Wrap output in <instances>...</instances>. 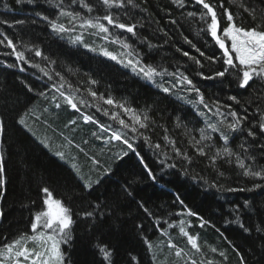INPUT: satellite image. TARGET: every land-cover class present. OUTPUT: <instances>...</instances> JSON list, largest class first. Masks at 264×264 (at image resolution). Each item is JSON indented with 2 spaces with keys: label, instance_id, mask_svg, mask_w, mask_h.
Listing matches in <instances>:
<instances>
[{
  "label": "trees",
  "instance_id": "obj_1",
  "mask_svg": "<svg viewBox=\"0 0 264 264\" xmlns=\"http://www.w3.org/2000/svg\"><path fill=\"white\" fill-rule=\"evenodd\" d=\"M84 2L92 7L91 12L80 0H0V40L5 41L0 44V119L4 123L0 138L5 162V171L0 174L4 181L0 184V248L21 235L35 234L31 224L44 209L47 194L42 189L48 188L54 199L70 208L74 221L70 239L60 244L64 264H191L193 260L196 264H264V178L243 174L249 168L264 173V130L259 127L264 123V79L254 78L249 86L241 88L232 69L222 78H204L227 65L214 38L203 31L206 22L200 16L206 10L196 0H184L183 7L174 0H133L132 4L125 0L123 7L112 8L101 0ZM206 2L215 8L220 27H227L221 0ZM57 5L82 18L111 14L119 22L135 24V35L122 38L132 49L113 42L117 34H122L116 29L110 41L103 38V33L98 32L96 37L89 33L94 43L91 47L75 22L69 24L67 17L60 16ZM223 6L232 12L238 26L264 30V0H223ZM244 6L255 10L254 19ZM189 12L196 15L190 17ZM51 20L75 27V31L59 36L50 27ZM207 22H211L210 17ZM81 34L83 41L73 43ZM7 39L13 41L17 51L24 52L25 60L12 54ZM101 48L119 59L132 52L131 58H139L144 64L183 73L200 89L213 111L207 117L200 116L199 112L207 109L196 103L199 97L195 92L178 84L165 93L157 86L170 87L177 83L176 78L164 75L153 83L119 60L103 55ZM37 49L41 56L35 55ZM185 51L200 59L203 67L184 56ZM36 64L52 79L33 67ZM200 72L203 77L197 74ZM56 73L66 81L61 91L73 96L77 109L52 87L60 82ZM89 89L97 96L92 97ZM232 96L239 103L229 99ZM107 98L147 115L148 127L137 125L136 133L124 129L112 114L118 113L129 123L131 115L115 104H106ZM185 100L192 102V108L184 104ZM217 101L219 114L214 106ZM229 110L247 117L238 131L226 127L234 117L221 116L223 111L229 115ZM84 115L92 120L85 121ZM22 117L38 141L19 124ZM209 124H216L220 132ZM112 127L133 144L135 151L122 141L110 139L109 129L103 131ZM200 129L210 139L201 140ZM249 129L254 136L248 135ZM221 132L228 135L227 141ZM141 133L150 137L151 145L158 143L161 148L152 147ZM193 137L207 155L196 152L190 142ZM40 140L51 151L63 148L69 163L50 156ZM224 147L233 155H221L213 164L210 157ZM174 148L191 157V162ZM238 158L245 168L239 167ZM80 175L93 181L91 187ZM257 184L261 187H255ZM188 209L196 215L182 214ZM199 217L207 222L203 227ZM181 221L186 231L198 237L200 251L181 234ZM40 231H44L42 226L37 229ZM24 243L29 249L40 250L35 242ZM104 246L111 252L109 260L100 252ZM177 249L183 250L182 256L175 255ZM20 260L21 264H31L23 257ZM7 264L15 261L8 260Z\"/></svg>",
  "mask_w": 264,
  "mask_h": 264
},
{
  "label": "snow or ice",
  "instance_id": "obj_2",
  "mask_svg": "<svg viewBox=\"0 0 264 264\" xmlns=\"http://www.w3.org/2000/svg\"><path fill=\"white\" fill-rule=\"evenodd\" d=\"M102 4L108 8L112 7H123L125 4V0H101ZM176 4H178L180 7L184 6V0H174ZM80 3L83 4L85 8L88 9L89 12L92 11V7L84 2V0H80ZM128 4H132L133 0H127ZM196 3L198 5H201L206 12L201 14L200 19L202 21L206 22V28L203 29L207 34H209L212 38H214L215 42L219 45L220 49H223V56H224V63L227 65L223 71H217L214 73L213 76L204 77L206 79H214V78H222L225 76L226 72H229L230 69L236 72L237 79L239 82V86L241 88L249 86L250 81H253L254 78H261L264 79V30H258L256 27L251 28H244L241 26H238L235 21L233 14L230 10L224 8L223 6V0H221L220 7L223 9L224 14L226 16V20L229 22L227 27L221 28L219 25V20L217 18V12L215 8L206 2V0H196ZM243 6V5H242ZM57 7L61 8L60 16L61 17H67L69 24H73L76 21H80L79 27L80 28H93L97 29L99 33H103L104 39H109V27L108 25H112L114 27H118L120 29L126 30L128 33H132L135 35V24H125L120 23L118 20H116L111 14L104 15L103 17L98 18H82L79 13H75L72 11H67L61 7V5H57ZM245 11L250 12L252 14L253 19L255 18V10L254 9H248L246 6ZM188 16L192 17L196 14L193 12H189L187 14ZM210 17V23L207 22V19ZM43 19L45 21H48L49 18L47 16H44ZM102 21H106L107 24L103 23ZM4 23H7L4 21ZM175 23V21H173ZM50 27L53 31L57 33H68V32H74L75 27H67L63 23H58L56 20L49 21ZM83 41V35H77L75 39L72 41L73 43H79ZM185 41L189 44L192 42L185 37ZM4 40H0V44L4 43ZM114 43H119L121 46L125 49H132V45L128 44L126 41H121L119 37L115 38ZM7 44L9 47L12 48V54H14L18 60H25L24 52L17 51L16 45L13 43L11 39H7ZM85 47H88V45H85ZM148 47H154L153 45L149 44ZM195 47V45H193ZM94 51L96 49H93ZM99 51L102 52L103 55L110 57L113 60H119L121 64H124L126 67L132 68V70L137 73V75L142 76L144 79L148 81H152L155 83V80L157 77H162L164 75H169L174 78H176L177 83L172 84L170 87H164L163 84L157 85L158 87H161L162 90L165 93L171 92L173 88H176L177 85H184L189 92H195L197 96L199 97L198 101L196 102L199 105H203L204 109H207V112L200 111L199 115L202 117H207L208 113L213 111V108L209 106L208 103L205 102L204 95L200 91L199 88H197L194 84L192 79H189L188 76L184 75L183 73L178 72H168L167 69H160L157 66H153L151 64H144L141 59H132L131 56L133 55L132 52H128L125 54L124 59H119V57L108 51L106 48H101ZM199 52L200 50L197 49ZM35 55L41 56L42 53L40 50L35 51ZM183 55L186 57H189L193 62L197 65L201 64V60L197 59L196 57L189 56L188 52H183ZM201 57L204 56V53H200ZM233 56H235L236 60H238V64L234 62ZM209 60L214 61L215 58L208 57ZM54 63V62H53ZM13 65H10V67ZM242 66V67H241ZM33 67L39 68L41 72L44 73L45 76L49 77V79H52V76L49 74V72L41 68L39 64L33 65ZM200 76H204L202 72L197 73ZM56 76H60L59 73H56ZM66 81H64V78L60 76V82L53 84L52 87L55 88L58 92H60L61 96H65V93L61 91V89L64 88ZM93 84L96 83V81H92ZM68 87H71L69 84ZM89 93L92 97H96L97 93L93 92L89 89ZM40 95H43V93H40ZM229 99L237 101V98L235 96L230 97ZM65 101L67 104H69L73 109H77V103L75 102L73 96L68 95L65 96ZM81 103H84V101H81ZM105 103L108 105H116L117 107L123 108L125 113H129L131 115L132 123L126 122L125 119L121 118L118 113H113L112 118L114 120H118V123L123 126L124 129L130 128L132 132L136 133L138 132L139 128H147L148 127V116L145 114H137L134 109H130L127 107H124L123 104H117L116 101H114L111 98H107L105 100ZM190 103H192L190 101ZM216 108V113H220V105L219 102H215L214 104ZM59 107V105H57ZM227 107L231 108V105H228ZM105 114L107 113V110H105ZM229 115L234 117V121L230 122L226 125L227 129H229L231 132L238 131L240 129V126L242 125L243 121L247 119V117H239L236 111H230ZM83 119L85 121H91L92 117L88 115H84ZM20 123L23 124L24 120L21 119ZM74 123V122H73ZM177 126H180L179 120L177 121ZM101 127H104L101 125ZM209 128H212L214 131L220 132V128L217 127L216 124H209ZM259 127L261 130H264V123H260ZM4 130V123L3 120L0 119V132H3ZM204 129H200V138L201 140L210 139V137H206L204 135ZM187 134V133H186ZM143 136V133L140 134ZM249 136H254L255 133L249 129L248 130ZM222 138L227 141L228 135L226 133L221 132ZM110 139L122 141L123 144L127 146V148L131 151H135L133 144L129 142L128 139L124 138V136L116 131H113L111 134ZM143 139L151 145V139L148 136H143ZM165 139L169 140V143L173 146L175 145V141L170 140L168 137H165ZM192 146L195 148L196 152L201 155L205 156L207 153L204 151V147L200 146V141H196L193 137L192 140ZM155 149L159 150L161 148L160 144L151 145ZM242 147V145H241ZM177 154L184 155L185 159H187L189 162H191V157L187 156L186 153H181L180 149L174 148ZM139 155V153H136ZM61 157H63V153H58ZM124 155H127V153H124ZM164 155H167V153H164ZM221 155L225 157H231L233 155V152L228 147H224L223 150H217L216 154L210 157V160L215 163L216 159L221 157ZM142 160V158H141ZM162 163H164L162 161ZM237 163L239 164V167L245 168V164L243 161L237 159ZM145 168H147V165H144ZM169 167H174L175 165H168ZM75 167V166H74ZM5 171V162H4V155L3 152L0 151V174H3ZM149 175L153 180L156 179L154 175H152L151 170H148ZM244 175L248 176H260L264 178V173L262 172H253L250 168L245 170L243 173ZM220 175H223V173H220ZM4 183L3 180H0V184ZM88 187H91L90 184L87 185ZM212 187H215L216 185H210ZM255 187L259 188L261 185L257 184ZM242 190V189H240ZM42 191L47 194V199L44 200V204L47 206L45 210L37 213L34 218V222L31 224V230L34 235H21L19 238L13 240L11 243H7L4 245L3 248H0V264H7L8 260H14L15 264H21L20 258L23 257L25 260H31V264H64V254L60 250V244L61 242L67 243L68 239H70V233H71V226L73 225L74 221L72 219V213L70 208L65 206V204L58 199H54L52 197V194L50 193L48 188H43ZM227 191H237V189H227ZM181 205H183V201H179ZM184 208L187 209V206L184 205ZM147 211V209H145ZM189 216H195L196 213H193L190 209H188L185 213H182ZM3 213L0 212V216H2ZM87 215H92L91 213H87ZM201 224L200 226L203 227L206 221L203 220V217H199ZM239 223V220L236 221ZM180 232L181 234L187 238V241L191 244L192 248L196 251H200V245L198 243V237L191 235L188 231L185 230L183 226V221L180 222ZM43 227L44 229L51 230L49 232L40 231L37 232V229L40 227ZM241 227L243 225L241 224ZM247 231V229H245ZM59 237V239H57ZM25 241H32L35 242L38 247L40 248L39 251H37L35 248L29 249L25 245ZM171 247L175 248V245H170ZM151 247V245H149ZM212 251H216L215 249H212ZM100 252L105 260H109L111 257L110 250L107 249L106 246L100 248ZM183 250L177 249L175 252V255L177 257L182 256ZM221 256H224V253H220ZM191 264H196V261H191ZM209 264H212L211 261H209Z\"/></svg>",
  "mask_w": 264,
  "mask_h": 264
},
{
  "label": "bare ground",
  "instance_id": "obj_3",
  "mask_svg": "<svg viewBox=\"0 0 264 264\" xmlns=\"http://www.w3.org/2000/svg\"><path fill=\"white\" fill-rule=\"evenodd\" d=\"M85 18H90L89 16L88 17H85ZM79 23H80V21H76L75 22V24H76V26L78 27V29L86 36V38H87V40H88V42H89V44H90V46L91 47H94V43L92 42V41H90V39H89V33H94L93 34V36L94 37H96L97 36V33H98V30L97 29H93V28H80L79 27ZM103 23H105V24H107V22L106 21H103ZM120 23H123V22H121L120 21ZM108 27H109V39L107 40V41H110V38H111V36L113 35V30L114 29H116V30H118L119 32H122V34H117L116 35V37H119V39L122 41V38L123 37H125V36H129L130 35V33L128 34V32L126 31V30H123V29H120V28H118V27H114V26H112V25H108ZM55 33H57V32H55ZM58 35L60 36V34L58 33ZM105 35V34H104ZM94 40H96V39H94ZM97 41V40H96ZM217 45V47L219 48V46H218V44H216ZM220 49V48H219ZM220 50H222V52H223V49H220ZM170 84H172V82H170ZM184 104L185 105H187V106H189V107H191L192 108V105H191V103L189 102V101H184ZM230 111H232V110H229L228 111V113L230 112ZM221 116H224V117H232L231 115H226V112H224L223 111V113H222V115ZM20 118V117H19ZM21 119H23V117L21 118ZM21 119H18V121H19V124L23 127V129H25L31 136H32V138L36 141H38V139H37V137L35 136V134L34 133H31V131L26 127V123L24 122L23 124H21L20 123V120ZM24 120V119H23ZM104 129V128H103ZM107 129H109V130H107ZM107 130V133H111L112 134V132L113 131H116L115 130V128H105V130H103V131H106ZM117 132V131H116ZM118 141V140H117ZM39 143H41V145H43L42 147H43V149L51 156H54V157H56V158H59L60 159V157H59V155H58V153H65V150L63 149V148H59V149H56L55 150V152L54 151H51V149L50 148H48L47 146H46V143H44L43 141H39ZM0 151H2L3 152V155H4V151H3V144H2V139L0 138ZM77 174H78V172H77ZM46 209V205L44 206V209L43 210H45Z\"/></svg>",
  "mask_w": 264,
  "mask_h": 264
},
{
  "label": "rangeland",
  "instance_id": "obj_4",
  "mask_svg": "<svg viewBox=\"0 0 264 264\" xmlns=\"http://www.w3.org/2000/svg\"><path fill=\"white\" fill-rule=\"evenodd\" d=\"M235 57V56H234ZM59 157H60V159L62 160V161H65V162H68L69 163V159L67 158V155L66 154H63V157H61L60 155H59ZM80 178H81V180L84 182L85 181V183H86V185H88V184H92L93 183V181H89V180H83V178H82V176L80 175ZM47 207V206H46ZM44 231L45 232H49V231H51V230H47V229H44Z\"/></svg>",
  "mask_w": 264,
  "mask_h": 264
}]
</instances>
